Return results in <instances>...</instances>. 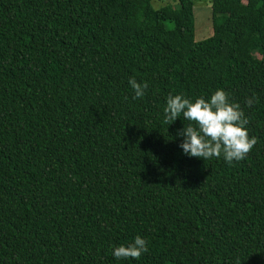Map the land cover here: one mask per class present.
Wrapping results in <instances>:
<instances>
[{
  "label": "trees",
  "instance_id": "1",
  "mask_svg": "<svg viewBox=\"0 0 264 264\" xmlns=\"http://www.w3.org/2000/svg\"><path fill=\"white\" fill-rule=\"evenodd\" d=\"M151 2L0 0V264H264V0H211L197 39L193 0ZM218 89L257 138L232 163L164 123Z\"/></svg>",
  "mask_w": 264,
  "mask_h": 264
},
{
  "label": "clouds",
  "instance_id": "2",
  "mask_svg": "<svg viewBox=\"0 0 264 264\" xmlns=\"http://www.w3.org/2000/svg\"><path fill=\"white\" fill-rule=\"evenodd\" d=\"M129 85L134 91V98H142L148 88L147 82L139 83L135 77L129 78ZM255 96L246 99L251 107ZM164 123L169 125L178 117L188 123L178 130L183 137L180 144L184 154L203 158L205 161L221 156L228 163L246 158L256 145L257 138L250 137L246 125L249 123L241 105L230 102L223 89L216 90L210 97L193 100L182 94H169L164 107ZM148 251L145 238L137 235L125 245L114 246L112 254L116 259H139Z\"/></svg>",
  "mask_w": 264,
  "mask_h": 264
},
{
  "label": "rangeland",
  "instance_id": "3",
  "mask_svg": "<svg viewBox=\"0 0 264 264\" xmlns=\"http://www.w3.org/2000/svg\"><path fill=\"white\" fill-rule=\"evenodd\" d=\"M210 2L211 0H193L195 38H205L212 34L209 13ZM169 4L175 5L177 4V0H152L151 2L154 9H158Z\"/></svg>",
  "mask_w": 264,
  "mask_h": 264
}]
</instances>
